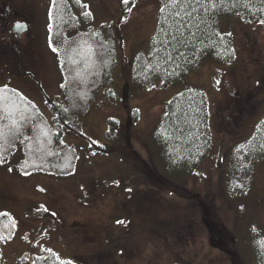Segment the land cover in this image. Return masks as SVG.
Here are the masks:
<instances>
[{
	"label": "rangeland",
	"instance_id": "374dc122",
	"mask_svg": "<svg viewBox=\"0 0 264 264\" xmlns=\"http://www.w3.org/2000/svg\"><path fill=\"white\" fill-rule=\"evenodd\" d=\"M18 1L36 10L43 5ZM122 1L81 4L99 28L116 21ZM48 4L54 23L55 1ZM160 7L161 0H134L120 29L124 48H117L114 99L102 94L83 122L87 138L106 143L108 119L119 120L116 144L91 156L89 141L66 132L65 142L80 156L76 173L61 179L0 162V212L16 222L13 236L7 228L12 238L2 247L0 264H28L44 247L71 264H258L254 243L264 249V156L241 196L229 193L227 168L230 152L251 143L264 120V26L233 21L232 59L189 74L188 83L207 97L212 147L196 172L169 175L157 167L153 133L181 86L157 82L141 90L131 76L135 56L149 49L156 33ZM79 42H70L74 52ZM22 46L0 54V88L21 92L50 120L44 97L57 96L63 81L56 42L41 31ZM82 47L76 54L80 75L88 72L93 54ZM7 145L0 138L1 153ZM37 212L47 215L37 218Z\"/></svg>",
	"mask_w": 264,
	"mask_h": 264
},
{
	"label": "trees",
	"instance_id": "16d2710c",
	"mask_svg": "<svg viewBox=\"0 0 264 264\" xmlns=\"http://www.w3.org/2000/svg\"><path fill=\"white\" fill-rule=\"evenodd\" d=\"M81 3V0L73 3L55 0L51 37L56 42L63 81L57 96L44 97L51 119L21 92L0 88V138L8 143V148L0 152V162H10L18 172L25 168L34 173L46 172L56 179L73 176L80 152L65 142L66 132L89 141L88 155L91 156L105 153L117 143L119 120L108 119L106 143L87 138L83 122L102 94L108 93L109 99H114V76L119 67L117 48H124L120 29L131 13L134 0H123L116 21L99 28L93 25L88 7ZM235 20L264 26V0H161L157 30L149 49L140 51L134 58L132 84L138 89H151L157 82L164 86L172 83L181 86L166 103L165 113L153 133L157 167L164 174L183 176L196 172L210 152L207 97L187 79L206 63H228L232 59ZM61 33L70 41L65 42L67 39L63 40ZM74 41H80L74 44L75 52L70 47V42ZM82 46L93 54L88 72L80 75L76 54ZM262 155L264 120L257 125L251 143H239L230 152L227 176L231 195L245 193L254 166ZM35 214L37 218L47 215ZM15 223L10 214L0 212V253L14 235ZM8 227L13 234L11 238L6 233ZM254 246L258 264H264L261 243L257 241ZM40 250L32 255L28 264H71L49 248Z\"/></svg>",
	"mask_w": 264,
	"mask_h": 264
},
{
	"label": "flooded vegetation",
	"instance_id": "af4514ba",
	"mask_svg": "<svg viewBox=\"0 0 264 264\" xmlns=\"http://www.w3.org/2000/svg\"><path fill=\"white\" fill-rule=\"evenodd\" d=\"M48 1L42 0L41 10H36L33 7L25 8L18 0H0V54L10 49L25 50L20 44L28 45L37 39L41 31L48 36L52 35L54 23H51V16L47 17ZM13 43H19L17 48ZM22 53L28 56L27 52Z\"/></svg>",
	"mask_w": 264,
	"mask_h": 264
}]
</instances>
